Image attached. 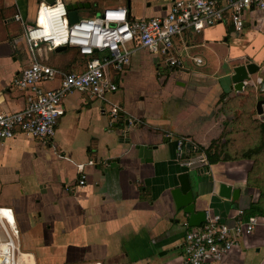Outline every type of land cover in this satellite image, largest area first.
<instances>
[{
  "label": "crops",
  "instance_id": "0c3cea01",
  "mask_svg": "<svg viewBox=\"0 0 264 264\" xmlns=\"http://www.w3.org/2000/svg\"><path fill=\"white\" fill-rule=\"evenodd\" d=\"M172 1L63 3L80 5L79 19L111 7L150 19L165 15ZM41 4L0 0V113L25 106L26 94L14 81L30 62L24 24L34 22ZM173 52L180 65L171 67L161 55L135 51L121 71L109 69L117 90L103 99L69 93L52 137L2 141L0 214L18 229L20 251L35 264H185L190 227L170 196L181 172L192 178L196 211L230 225L258 219L220 264H264V190L257 183L264 180V105L262 114L256 110L264 99V11L246 10L240 32L228 14L200 32L187 28L174 38ZM38 54L64 72L81 71L85 63L73 48ZM248 61L259 71L235 91L232 69ZM191 145L206 165L181 166V159L197 156ZM220 183L239 190L238 199L219 198Z\"/></svg>",
  "mask_w": 264,
  "mask_h": 264
},
{
  "label": "built area",
  "instance_id": "2783aa9c",
  "mask_svg": "<svg viewBox=\"0 0 264 264\" xmlns=\"http://www.w3.org/2000/svg\"><path fill=\"white\" fill-rule=\"evenodd\" d=\"M249 9L264 11V0H173L165 15L150 19H133L125 7H111L71 24L63 0L41 4L34 22L24 24L30 62L14 81V86L26 94L25 106L17 112L0 113V145L19 134L39 139L52 137L56 122L64 113L62 102L69 93L76 91L103 99L115 92L117 85L111 82L109 69L121 71L137 50L161 55L169 66H178L180 61L173 52L175 37L187 28L200 32L221 22L226 14L233 29L240 32L244 13ZM15 20L22 22L19 15ZM60 46L75 49L85 59L83 70L64 72L38 59L41 49ZM47 83L57 84L44 88ZM182 144L180 141V156ZM191 146L189 149L197 156L181 159V166L190 169L197 164L206 165L203 153ZM81 172L80 187L86 181L82 169ZM257 225L256 217L247 221L237 219L230 225L219 215L205 211L204 223L191 227L185 234V264L222 263ZM0 227L5 236L0 241V264H35L30 255L20 251L18 229L2 214Z\"/></svg>",
  "mask_w": 264,
  "mask_h": 264
},
{
  "label": "water",
  "instance_id": "95a60500",
  "mask_svg": "<svg viewBox=\"0 0 264 264\" xmlns=\"http://www.w3.org/2000/svg\"><path fill=\"white\" fill-rule=\"evenodd\" d=\"M47 5L54 4L55 0H42ZM80 5H65L67 11V17L69 23H75L79 20L77 15V8ZM66 50L65 46L56 47L55 52H61ZM259 71V66L253 62H246L236 65L232 69V75L230 81L232 83V89L235 91L242 90L246 83L250 81V76ZM264 105V99L256 101V110L259 114L263 113L262 106ZM178 186L170 190V196L174 203L175 209L181 212L187 218L188 227H196L204 223L205 211L195 210V197L192 189V178L188 172H181L177 176ZM217 195L221 199L236 201L239 197V190L232 189L230 186L220 183L218 185Z\"/></svg>",
  "mask_w": 264,
  "mask_h": 264
},
{
  "label": "rangeland",
  "instance_id": "374dc122",
  "mask_svg": "<svg viewBox=\"0 0 264 264\" xmlns=\"http://www.w3.org/2000/svg\"><path fill=\"white\" fill-rule=\"evenodd\" d=\"M47 50H48V52H52L53 49L47 47ZM67 53H69V51ZM257 183H261L262 189L264 190V180H257ZM3 240H5V236H4V233L0 227V241H3Z\"/></svg>",
  "mask_w": 264,
  "mask_h": 264
},
{
  "label": "trees",
  "instance_id": "16d2710c",
  "mask_svg": "<svg viewBox=\"0 0 264 264\" xmlns=\"http://www.w3.org/2000/svg\"><path fill=\"white\" fill-rule=\"evenodd\" d=\"M78 53V52H77Z\"/></svg>",
  "mask_w": 264,
  "mask_h": 264
}]
</instances>
